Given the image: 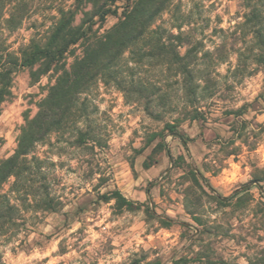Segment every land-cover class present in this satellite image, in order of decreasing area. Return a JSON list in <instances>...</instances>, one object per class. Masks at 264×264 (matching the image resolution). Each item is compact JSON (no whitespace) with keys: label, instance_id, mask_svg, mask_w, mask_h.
I'll return each instance as SVG.
<instances>
[{"label":"clouds","instance_id":"obj_1","mask_svg":"<svg viewBox=\"0 0 264 264\" xmlns=\"http://www.w3.org/2000/svg\"><path fill=\"white\" fill-rule=\"evenodd\" d=\"M0 264H264V0H0Z\"/></svg>","mask_w":264,"mask_h":264}]
</instances>
